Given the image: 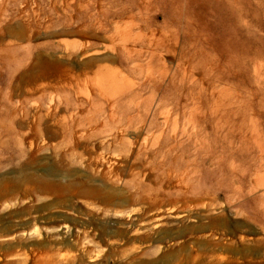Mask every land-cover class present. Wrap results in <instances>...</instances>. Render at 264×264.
Wrapping results in <instances>:
<instances>
[{
	"label": "rangeland",
	"instance_id": "374dc122",
	"mask_svg": "<svg viewBox=\"0 0 264 264\" xmlns=\"http://www.w3.org/2000/svg\"><path fill=\"white\" fill-rule=\"evenodd\" d=\"M0 50V264H264V0H0Z\"/></svg>",
	"mask_w": 264,
	"mask_h": 264
},
{
	"label": "bare ground",
	"instance_id": "6f19581e",
	"mask_svg": "<svg viewBox=\"0 0 264 264\" xmlns=\"http://www.w3.org/2000/svg\"><path fill=\"white\" fill-rule=\"evenodd\" d=\"M1 56H2V50H0V62H1V59H2ZM258 78H259V76H258ZM203 81H204V79H202V84H203ZM200 88L202 89L203 85ZM248 91L244 87H242V89L239 92H235V93L230 92L229 89H226V88H223V89L219 90L218 93L228 95L226 98H224V100L222 102L214 104V106L217 109V113L220 114L219 119L222 120V118H224V120L227 121L228 123L232 122L235 119L236 120H240V122H243L244 118H245V116L247 115V112H248V108L245 107V102L247 101V98H248ZM181 108L184 109V104H182ZM213 111L214 110H212V112ZM194 112L195 113L190 112V116L195 119V118L198 117L199 112H196V111H194ZM176 115H179V114L176 113ZM140 127L141 128H148V129L157 128V122L152 121V119L151 120L145 119V120H142ZM200 127H201V129L206 130L208 128V125H206V126L202 125ZM211 128H215V127L211 126ZM172 145H173V143H172ZM174 147H175V145H174ZM170 149H171V147H168L167 150H166V153H168L170 151ZM154 150H153V152H154ZM159 151H161V149ZM171 151H172V149H171ZM158 153H160V152H158ZM166 156H168V155H166ZM165 159H166V157H165ZM161 162H162V159H161ZM159 165H160V163H159Z\"/></svg>",
	"mask_w": 264,
	"mask_h": 264
}]
</instances>
